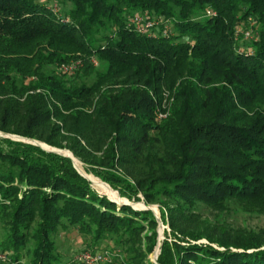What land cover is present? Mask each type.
Masks as SVG:
<instances>
[{"label": "trees", "instance_id": "1", "mask_svg": "<svg viewBox=\"0 0 264 264\" xmlns=\"http://www.w3.org/2000/svg\"><path fill=\"white\" fill-rule=\"evenodd\" d=\"M67 1L60 15L48 0H0V130L69 148L90 178L0 135L9 264H77L56 246L69 225L112 237L123 257L111 263L155 264L154 213L117 202L139 193L169 227L159 264H264V234L220 217L264 212V0ZM142 11L173 32L137 31L128 20ZM250 20L252 36L235 39ZM71 57L73 75L47 67Z\"/></svg>", "mask_w": 264, "mask_h": 264}, {"label": "rangeland", "instance_id": "2", "mask_svg": "<svg viewBox=\"0 0 264 264\" xmlns=\"http://www.w3.org/2000/svg\"><path fill=\"white\" fill-rule=\"evenodd\" d=\"M47 3L50 6H52L53 9L56 10L57 13L60 15H63L64 12H66V10H68L71 6L70 1H67V0H48ZM142 13L144 14L145 11H142ZM154 29H157L158 31H162V32H168L169 34H171L173 32L172 31L173 25L169 21H164L160 24H157V26ZM35 46H36V42L33 40L29 44L26 45L24 50L25 51L26 50L32 51ZM71 60H74V58L71 57L70 59H68V61H71ZM59 63L60 62H56L54 64H49V65H47V67L48 68H56V71H60L59 66H58ZM92 64H93V66L98 67L100 65V60H98L96 57H94V59L92 60ZM79 65H81V62H79ZM78 67L79 66H76L73 69V71L71 72L72 75L76 73V69ZM66 74H70V73H66ZM165 115H166V112H163L161 114L162 117ZM43 143H45V142H43ZM64 148H66V147H63V149ZM63 149H61V151L67 153ZM68 149L69 148H67L65 150H67L71 153L72 151L70 149L69 150ZM72 156H74L73 158H74L75 164L77 165V163H76V161H77L79 163V165L82 166V168H84L80 159L78 157H75L74 154H72ZM87 173H91V172H87ZM91 174H93V173H91ZM94 176H96V175H94ZM96 177H98V176H96ZM98 178L100 179V181H102L100 177H98ZM101 183H103V182H101ZM91 184L100 193L107 195L108 191L98 181H96V183H91ZM106 186H108V185H106ZM116 190L118 191V189H116ZM138 195L140 196V198L138 200H133V199L130 200L127 197H122V198L126 199L127 201H130L134 206H136L140 209H144L146 205L151 206V208H152L151 210L154 213L156 219L158 218L157 219V240H156V244H155L153 250L148 253L147 257L153 263L159 264L157 262V258H156V254L158 256V253H159L158 251H160V246H158V242H159V239L161 241L164 237V232H163L164 228L168 229L169 227L167 224H165L162 221V219L160 217V210H159L158 203H156V202L146 203L142 198V194L139 193ZM119 196H120V194H119ZM133 201H140V202L133 203ZM202 214H203V216H207L210 219L215 218V216H214L215 212L214 211L203 210ZM220 217L222 219H225L233 227H243V228H247V229H253L256 232L264 234V212H258V211L249 212V211L241 210L239 208L238 209L234 208L230 212H226L223 215H221ZM5 219H6V216L0 215V242L4 241L6 239V236L8 233V226H7V222L5 221ZM160 232H161V238H159ZM55 241H56L57 249L60 252L63 261L66 263H68L74 257V254L76 253V251H79V250L84 249V248H91V249H93V248H108L113 252L111 254V258H113V256H116L117 259L120 260L123 257V250L116 245V243L114 242L112 237L106 236L104 238H100V239L94 241L88 233L81 231L80 229H78L76 226H73V225H69L66 228H60L58 233L55 235ZM23 250H24L23 251L24 253L22 256V260L24 262H26L28 259V254L25 252L26 247ZM0 264H9V257L6 256L3 259L0 258ZM105 264H115V263H111L108 261Z\"/></svg>", "mask_w": 264, "mask_h": 264}, {"label": "built area", "instance_id": "3", "mask_svg": "<svg viewBox=\"0 0 264 264\" xmlns=\"http://www.w3.org/2000/svg\"><path fill=\"white\" fill-rule=\"evenodd\" d=\"M205 13L212 15L215 13L211 8H206ZM129 24L132 25L137 31L145 32L154 29L157 24L161 21L157 17H151L146 12H136L130 15ZM254 21L250 20L247 27L237 26L234 31V38H238L242 35L244 38H250L252 36V31L254 29ZM94 57H92V60ZM79 59H74L71 61H62L58 64L59 70L65 73H71L76 66H79ZM113 252L108 248H84L76 251L74 257L72 258L77 264H105L111 260V254ZM6 253L0 250V258L6 257Z\"/></svg>", "mask_w": 264, "mask_h": 264}, {"label": "water", "instance_id": "4", "mask_svg": "<svg viewBox=\"0 0 264 264\" xmlns=\"http://www.w3.org/2000/svg\"><path fill=\"white\" fill-rule=\"evenodd\" d=\"M0 135H2V136H9V137L14 138V139H20V140H23V141L32 142V143L37 144V145H39L40 147H42V148H44V149H46V150L55 151V152H58V153H61V154L67 155V156H69V157L72 159V162H73L74 166L77 168V170H78L82 175H84L87 179L90 180V178H88V177L86 176V174H84V173H83V172H82V171L76 166V164H75V162H74L72 156H71L70 154H68V153H65V152L61 151L62 148H60V147H56V146H52V145H49L50 147L45 148V147H43V146L37 141L38 139L31 138V137H26V136H22V135L15 134V133H8V132H4V131H1V130H0ZM71 153H72V152H71ZM72 154H73V153H72ZM113 200H115V199H113ZM116 201H117V200H116ZM117 202H119V203H128V204H131L133 207L138 208V207L134 206L130 201H117ZM145 208L152 209L151 206H149V205H146ZM157 219H158V218H157ZM161 231H162V230H161ZM159 238H161V232H160V236H159ZM160 243H161V241H160V239H159L158 246H160ZM158 252H159V251H158ZM156 258H157V254H156Z\"/></svg>", "mask_w": 264, "mask_h": 264}, {"label": "bare ground", "instance_id": "5", "mask_svg": "<svg viewBox=\"0 0 264 264\" xmlns=\"http://www.w3.org/2000/svg\"><path fill=\"white\" fill-rule=\"evenodd\" d=\"M43 147H45V148H48V147H50L48 144H46V143H43V142H41V141H39V140H37ZM71 156H72V154H71ZM74 156H72V158H73ZM73 160H74V158H73ZM87 176V175H86Z\"/></svg>", "mask_w": 264, "mask_h": 264}]
</instances>
